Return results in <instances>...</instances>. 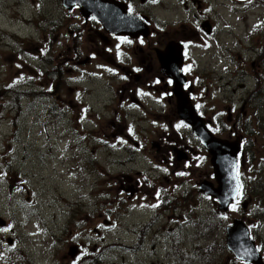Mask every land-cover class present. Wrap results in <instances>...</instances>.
Masks as SVG:
<instances>
[{"label": "rangeland", "instance_id": "obj_1", "mask_svg": "<svg viewBox=\"0 0 264 264\" xmlns=\"http://www.w3.org/2000/svg\"><path fill=\"white\" fill-rule=\"evenodd\" d=\"M237 1L242 3L201 0L205 7L197 9L192 6L198 19L185 16L187 32L188 28L197 31L201 16L209 14L213 20L216 36L213 43L210 44L209 39L208 50L195 46L190 57L195 60V66L191 61L187 71L200 76L206 90L198 91V99L203 102L209 116L214 112L221 118L223 128L220 129L213 118V131L226 141L234 139L223 130L230 128V118L249 95V76L254 71L262 76V80L264 78V59L263 62L258 61L259 57L247 53L242 47L243 42H247L244 47L251 44L245 39L246 35L255 40L264 38V0ZM209 8L212 9L208 12ZM235 10L241 14L242 21H238ZM61 13L67 11L60 5V0H0V113L4 118L10 115V120L17 119V124L13 126L8 122L0 123V223L7 225L6 230L0 229L2 262L243 264L230 254L225 245L222 247L216 243V240L225 238V228L233 219L242 220L247 225L264 261V162L260 163L263 158L260 143L252 142L256 156L253 165L245 161L237 170L240 187H243L241 201H247L246 208H243L245 204L241 207L240 203H235L223 213L218 212L217 205L205 197H180L185 196L194 183L206 182L209 180L207 176L214 173L209 161L202 158L203 151L198 150L186 128L180 125H173L172 128V122L177 118L169 113V104L160 106L167 113L163 117L156 115L159 109L145 105L140 108L139 116L131 115L138 129L147 132L138 139L135 135L132 137L139 142V147L129 148L133 152L132 159L124 149L123 138L126 137L121 135V131L129 127V131L135 132L134 122L124 123L123 116L115 112L119 109V100L114 98V89L104 79L109 73L100 79L89 80L94 63L101 61L100 49L98 58L92 65L84 67L81 73V68H78L72 74L62 62L64 51L69 58L67 60L74 55V42L69 46L66 44L71 38L64 37V20L60 22L59 31L54 29ZM158 16L165 15L159 12ZM54 21L56 23L53 24ZM168 26L173 28L174 24L171 22ZM168 26H165V31ZM67 27L75 31L72 24ZM226 29L234 31L226 36L223 33ZM77 46L85 56L92 44L84 43L82 37ZM248 55L250 62L249 58L246 59ZM80 64L83 65V62ZM245 66L248 76L244 80L229 76L236 75V67L243 69ZM13 78L19 82L12 83ZM9 82L12 86L22 85L21 88L32 86L26 96L33 104L26 110L32 119L26 117L22 121L18 117L17 113L22 115L18 107L21 93L18 96L14 87L7 89ZM109 84L114 88L117 82L110 80ZM84 85L87 88L85 95L74 94V87ZM55 102L70 105V115L75 113L77 116L81 105L89 111L81 124L72 121L76 116L68 122L72 133L83 130L86 136L87 132L88 137L95 136L85 148L76 137L75 148L68 147L74 150L72 157L58 155V148L67 145L68 127L65 124L68 117H54ZM41 103L50 109L49 116H40ZM129 110L125 107V111ZM254 111L248 107L249 114ZM153 120L170 125L172 129L157 131L151 127ZM257 131L255 129V133ZM161 133L172 137L170 141L178 146H193L198 154L190 163L191 171L188 173L192 176L191 182L184 183L182 189L174 192L175 195L166 191L165 196L171 195L173 199L169 201H173L167 205L164 200L163 210L160 211V208H153L159 202L152 197L158 181L149 186L143 170L148 172L151 167L146 156L162 155L155 152L154 143L149 144V140L158 141L156 135ZM234 148L229 151L230 154ZM159 181L162 190L170 189L166 184L168 179ZM128 185L131 196L134 194L132 188L135 185L139 188L131 198L125 190ZM259 224L262 227L260 231ZM133 231H143L138 245V235ZM6 238H11L13 242L8 239L6 243Z\"/></svg>", "mask_w": 264, "mask_h": 264}, {"label": "flooded vegetation", "instance_id": "obj_2", "mask_svg": "<svg viewBox=\"0 0 264 264\" xmlns=\"http://www.w3.org/2000/svg\"><path fill=\"white\" fill-rule=\"evenodd\" d=\"M111 3L122 5L124 9L130 15H133L136 20L143 25V29L140 33L136 31L137 35L135 37H128L122 35H113L108 30L103 27V25L96 20L93 16H84L80 13L77 6H72L70 9H65L61 6L67 13H61L62 16L56 19L58 22L55 26V30L59 31L60 22L65 21L64 30L66 28V35L64 37L70 39L67 40L68 46L70 43L74 42V55L70 60L68 57L65 58V62L72 61L76 63V68L80 67V61L76 50L78 48L79 40L83 37L84 43H91L93 46H102L100 51L103 52L106 57L109 53L113 52L121 42L127 43L130 51V58L134 60L131 61L133 76V83L131 84V89H128L127 93L124 96L119 98V101L123 102L125 107H128V104L131 106L129 94H133L138 103L134 106L136 115L139 116L138 109L144 107L145 105L155 107L158 111V116H165L167 113L160 109V106L164 104H170L172 107L169 110V113L172 116L177 117L173 109V98L171 96L170 86L171 83L161 78V66L157 56L159 53H163L167 48V44L173 42L172 44H179L182 46L183 54H189L192 56V53L195 51V46L203 48V50H208L209 42L203 43L201 40L206 39L212 42L213 39V20L210 17L211 15L201 16L198 21L197 31H194L188 28V22L185 18L186 15L190 16L197 20V15L193 13L192 6H196L197 9H201L204 6L201 0H107ZM179 2V3H177ZM71 4V3H69ZM205 7V6H204ZM212 8H209L208 12ZM192 11V13H191ZM159 12H162V15L159 17ZM201 14V13H200ZM209 25L210 36H207L203 33L201 28L203 22ZM52 22L53 24L56 23ZM174 24L173 28L168 26L170 23ZM68 24L76 29L75 31L68 29ZM149 29V35L146 36L147 28ZM168 26L165 31V26ZM159 28V29H158ZM158 32H161L159 34ZM188 34H187V33ZM68 34V36H67ZM156 35V37H155ZM94 37V41H93ZM210 42V44H211ZM93 55L97 57L95 51ZM114 56V54H113ZM114 58V57H113ZM94 62L92 56L86 61V66L92 65ZM105 74V71L102 72V75ZM158 81V82H157ZM111 87V86H109ZM126 88H129V84L126 85ZM68 106V104H67ZM248 107V101H243L242 108L238 111L239 114L234 113L233 117L230 118L231 129L229 128L227 132L232 136H238V133L243 131V129H238L241 126L240 118L248 119L250 114L246 111ZM69 108H65V113ZM243 109V110H242ZM63 111V109H62ZM130 111V110H129ZM129 115L134 113L129 112ZM40 116L44 117L51 114L50 109L40 107ZM42 117V116H41ZM228 119V121L230 122ZM153 130V129H152ZM151 130V131H152ZM147 134V133H146ZM158 141L149 140V144L155 143V152L157 154L162 153V155H153L151 158L146 156L148 160L152 162L156 168L162 167L163 165L170 169L172 173H175V168H179L181 172L191 171V167L188 166V163L192 160V156L195 154L192 146L182 145L178 146L177 143L171 142L172 137H167L163 133L156 135ZM243 136L240 135L239 138L242 141ZM141 143V141H140ZM134 146H138L137 143ZM173 147L180 148L183 150L187 156L188 160L185 162L175 163L171 154V149ZM201 148V147H200ZM202 149V148H201ZM203 151V149H202ZM204 152V151H203ZM177 164V165H176ZM209 180L212 179V174L207 176ZM159 180H167V177H158ZM150 181V180H148ZM129 185L125 190H128ZM133 187V186H131ZM134 191V196L138 191V186L132 188ZM130 196V198L132 197Z\"/></svg>", "mask_w": 264, "mask_h": 264}, {"label": "water", "instance_id": "obj_3", "mask_svg": "<svg viewBox=\"0 0 264 264\" xmlns=\"http://www.w3.org/2000/svg\"><path fill=\"white\" fill-rule=\"evenodd\" d=\"M79 2L83 3L85 10L92 9L93 0H79ZM63 5L66 8H70L72 4H69V0H62ZM122 13H124L123 9H120ZM86 12V11H85ZM87 15V13H86ZM102 16V14L100 13ZM98 15V18L101 16ZM122 18V19H121ZM123 20V22H122ZM103 23L108 24L111 29H113L114 33H127V29L134 30L137 25L136 22L128 17L123 18V16H119L117 13H114L111 19L106 15L103 16ZM132 21V22H131ZM135 24H134V23ZM116 27V28H115ZM174 61L171 63L170 60L165 64V69L171 70L172 68L179 69L180 62V48L174 47ZM175 63V64H173ZM181 80L177 76L175 77V85L177 90L180 88ZM181 105L179 104V110L183 114V118L189 122L196 130L197 126L202 129V123L191 111L187 100L182 97L180 92L178 91ZM197 136L201 139V142L209 148V152L212 155L211 163L213 165L214 170V180L216 182V187L213 186L212 183L203 182L199 186V191L204 195L211 196L218 202V209L225 211L228 205L235 199L237 192L239 190V186L237 183V179L235 176V164L237 160V152H238V144L228 145L227 142L221 141L217 138L212 137L207 132H201L203 134H199L195 132ZM235 147L231 154L229 151ZM177 159H185V156L181 154L179 151L176 153ZM230 156V157H229ZM181 157V158H180ZM245 206V205H244ZM2 220L0 219V222ZM3 225V222L0 223V226ZM226 244L227 248L233 253L234 257L243 260L246 264H262V259L255 248L254 241L249 237V231L244 226V224L240 220H233L232 225L226 228ZM74 252L72 253V255Z\"/></svg>", "mask_w": 264, "mask_h": 264}, {"label": "trees", "instance_id": "obj_4", "mask_svg": "<svg viewBox=\"0 0 264 264\" xmlns=\"http://www.w3.org/2000/svg\"><path fill=\"white\" fill-rule=\"evenodd\" d=\"M231 35L228 34V36ZM246 39H248V41L251 42L252 44V48L251 50L254 51L255 50V46L258 42V45L260 46V50L262 51L264 49V38L261 39H256L254 37H247ZM254 40L256 42H254ZM258 40V41H257ZM250 53V52H248ZM251 54H255L256 56V51L252 52ZM249 54V55H251ZM249 55L246 56V59L249 58ZM264 59V57H263ZM248 62H250V58L248 60ZM242 64V62H241ZM237 70H239V67L236 68ZM262 69L264 70V64L262 65ZM247 69L246 66L245 68H243L242 73L247 74ZM252 78L255 80L256 86H255V92L254 94H252L249 97L250 103L248 104L252 106V108L255 110L253 115H250L255 121H256V125L259 129V132L255 133L254 132V126H253V122L249 121V122H241V126L240 128L243 129L247 135H248V144L251 146L252 144V140L255 138L259 143H260V153H263V158L262 160L264 161V78L263 80L261 79L262 77H260L259 75H257L254 71L251 74ZM254 147H248L247 149L244 150V154L245 156L248 157V161L253 162L256 159L255 156V151L253 150ZM216 243L220 246L224 247V241L221 240H216Z\"/></svg>", "mask_w": 264, "mask_h": 264}, {"label": "snow or ice", "instance_id": "obj_5", "mask_svg": "<svg viewBox=\"0 0 264 264\" xmlns=\"http://www.w3.org/2000/svg\"><path fill=\"white\" fill-rule=\"evenodd\" d=\"M158 82V81H157ZM199 107V106H198ZM183 173H181V175H182ZM235 207V206H234Z\"/></svg>", "mask_w": 264, "mask_h": 264}]
</instances>
